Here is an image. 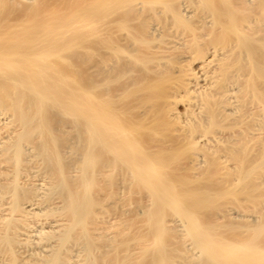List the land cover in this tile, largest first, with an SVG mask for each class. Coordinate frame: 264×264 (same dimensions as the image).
Returning a JSON list of instances; mask_svg holds the SVG:
<instances>
[{"label": "bare ground", "instance_id": "obj_1", "mask_svg": "<svg viewBox=\"0 0 264 264\" xmlns=\"http://www.w3.org/2000/svg\"><path fill=\"white\" fill-rule=\"evenodd\" d=\"M0 264H264V0H0Z\"/></svg>", "mask_w": 264, "mask_h": 264}]
</instances>
